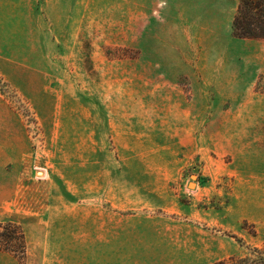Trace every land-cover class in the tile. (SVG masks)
Wrapping results in <instances>:
<instances>
[{
  "label": "rangeland",
  "instance_id": "1",
  "mask_svg": "<svg viewBox=\"0 0 264 264\" xmlns=\"http://www.w3.org/2000/svg\"><path fill=\"white\" fill-rule=\"evenodd\" d=\"M237 3L0 0V222L23 263L264 242V39L232 34Z\"/></svg>",
  "mask_w": 264,
  "mask_h": 264
},
{
  "label": "trees",
  "instance_id": "2",
  "mask_svg": "<svg viewBox=\"0 0 264 264\" xmlns=\"http://www.w3.org/2000/svg\"><path fill=\"white\" fill-rule=\"evenodd\" d=\"M236 37L264 39V0H238L231 22ZM26 237L19 224L0 222V250L11 253L21 263L26 254ZM210 264H264V242L252 246L242 257L229 256Z\"/></svg>",
  "mask_w": 264,
  "mask_h": 264
},
{
  "label": "crops",
  "instance_id": "3",
  "mask_svg": "<svg viewBox=\"0 0 264 264\" xmlns=\"http://www.w3.org/2000/svg\"><path fill=\"white\" fill-rule=\"evenodd\" d=\"M26 244H27V241H26ZM27 248L28 246L26 245V252H27ZM25 258H26V254H25ZM0 264H21V262L16 257H14L11 253L0 250ZM22 264H25V263L22 262Z\"/></svg>",
  "mask_w": 264,
  "mask_h": 264
}]
</instances>
